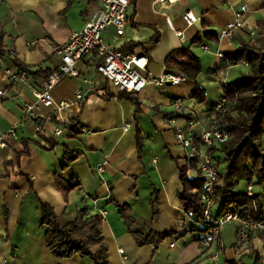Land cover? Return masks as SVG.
Masks as SVG:
<instances>
[{"label":"crops","instance_id":"crops-1","mask_svg":"<svg viewBox=\"0 0 264 264\" xmlns=\"http://www.w3.org/2000/svg\"><path fill=\"white\" fill-rule=\"evenodd\" d=\"M100 4L101 0H0L4 50H11L14 60L30 71L56 70L60 59L55 48L65 43L71 32L80 30ZM242 4L248 7L244 27L231 39L218 41L219 29L232 20L233 10ZM186 10L199 17L190 27H185L183 20ZM127 14L121 36L111 28L103 33L111 48L126 47L125 52L145 54L147 70L158 76L166 70V57L181 45L187 46L201 66L198 83L205 92L209 88L212 96L196 103L191 98L193 83L186 78L176 85L147 84L132 96L135 103L117 96L94 70L93 55L79 60L75 66L78 75L64 76L52 90L57 101L74 100L78 90L83 92L84 100L74 102L63 113V120L76 119V132L62 126V132L54 136L59 120L44 108L38 126L26 121L16 138H7L6 146L0 148V264H93L87 256L74 253L57 257L47 248L45 227L39 225V201L51 204L63 223L81 208L87 209L88 216L105 210L100 233L106 246V264H210L208 251L202 252L195 240L200 226L185 213L179 200L184 149L164 117L171 110L172 99L180 97L192 110L178 118V123L185 125L191 119L195 134L204 128L210 108L222 96L224 64L201 46L207 44L227 55L236 52L242 43L251 41L249 30L257 34V22L264 20V0H178L171 5L134 0ZM175 30H183L181 39ZM207 31L210 33L205 35ZM4 62L16 66L7 55ZM243 69L247 70L230 71L229 75H236L232 81L246 73ZM43 79L30 74L28 84L12 85L0 96V131H7L21 118L22 102L33 100L31 86H40ZM5 87L0 72V89ZM107 93L110 97H104ZM66 148L80 150L69 163L63 157ZM187 173L195 176L189 170ZM56 177L73 186L67 196L56 185ZM118 205H128L130 227ZM132 231L144 237L173 233L154 245L152 241L139 244ZM233 245H224V258L240 262L245 255H237ZM119 249H123L122 254Z\"/></svg>","mask_w":264,"mask_h":264},{"label":"built area","instance_id":"built-area-1","mask_svg":"<svg viewBox=\"0 0 264 264\" xmlns=\"http://www.w3.org/2000/svg\"><path fill=\"white\" fill-rule=\"evenodd\" d=\"M134 0H101L98 10L85 22L80 30L70 33L67 41L54 50L55 55L60 59L56 70L49 72L42 80L40 86H31L32 101L22 102V116L7 131H0V148L6 146L7 138H16L18 129L26 122L32 121L39 125L44 118L42 110L50 109L51 113L59 120L53 129V135L58 136L62 132L61 123H68L63 120V113L74 102L80 103L84 100L83 92L78 90L74 100H55L52 94L54 86L66 75L77 76L76 63L93 55V68L101 75L111 88L116 92L138 94L147 84L154 86L176 85L186 80L182 72L164 70L162 74L155 76L147 70L148 58L145 54H134L119 49L111 48L103 39V33L111 28L116 36L124 33L128 14L127 10ZM178 0H155V2H167L169 5ZM248 12L246 4L233 10V18L217 33L218 41L231 39L237 30L244 27V15ZM185 27L192 26L199 20V17L192 11L186 10L183 14ZM180 39L183 37V30H175ZM251 40L256 37V31H248ZM204 52L213 53L223 61L222 83H227V78L233 68H248L246 60L234 61L222 50H212L207 44L201 46ZM4 54L10 59H15L11 50H4L0 55V72L6 83L4 89H0V96L6 94L8 87L16 84H28L30 73L28 70L17 66L6 65ZM92 86V84H91ZM227 99L221 96L209 110L207 122L204 128L197 134L192 129L193 122L189 118L185 125L178 123V118L190 114L192 107L186 105L182 98L175 97L171 101V110L165 114L164 121L172 129L176 142L184 149V166L189 171L203 179V185L199 192V199L202 205L201 223L207 228L206 237L200 242L202 252L208 251L207 257L210 264H235L237 259L228 260L224 258V243L221 237V230L226 224H234L235 241L234 250L236 254H257L261 264H264V204L263 215L258 219L250 216L241 217L236 210H227L219 215L213 213L215 207V183L219 165L215 158L208 152V148L214 143H222L228 139V132L225 129L224 114L226 112ZM129 124L124 126L127 130ZM155 162V160H153ZM97 170L102 171V164ZM254 188L247 185L244 192L251 196ZM95 203V202H94ZM101 219L105 217L106 211L99 210ZM173 245V244H171ZM123 253V249L118 250ZM125 260V256H123Z\"/></svg>","mask_w":264,"mask_h":264},{"label":"trees","instance_id":"trees-1","mask_svg":"<svg viewBox=\"0 0 264 264\" xmlns=\"http://www.w3.org/2000/svg\"><path fill=\"white\" fill-rule=\"evenodd\" d=\"M257 34L254 40L241 44L239 49L227 55L234 61L246 60L248 68L246 73L236 81L226 84L221 82L222 96L227 99L226 112L224 114L225 129L228 139L222 143H214L208 152L215 158L219 169L215 183V207L213 213L219 215L227 210H236L241 217L250 216L258 219L263 215L262 207L264 200V148L262 137L264 135V20L257 22ZM210 32H206L208 35ZM4 31L0 27V55L4 53L3 40ZM196 41V39L194 40ZM123 47L122 51H125ZM5 55V54H4ZM14 64L21 69L28 70L26 66L13 59ZM165 68L168 71L182 72L193 83L192 97L196 103H203L206 99L205 89L198 83V75L201 66L197 57L189 47L181 45L173 50L165 59ZM29 73L33 77H45L49 71L34 70ZM134 94L120 91L119 97H127L137 103ZM104 97H110L105 94ZM76 119L72 118L68 123H61L64 128L75 130ZM138 146H140V135L137 134ZM50 144H55L50 140ZM80 150L65 149L63 157L66 162H72L79 155ZM185 166L179 168V179L182 191L179 200L186 214L190 215L200 228L196 241L201 242L206 237L208 228L201 223L202 205L199 192L203 185V179L196 175H188ZM56 185L64 195L73 186L64 184L56 177ZM257 186L260 192L253 191L251 196L244 192L247 185ZM40 218L39 225L45 227V243L47 248L57 257H68L74 253L89 257L93 264H106V246L102 241L100 233L101 218L98 214L87 215V209L81 208L76 212L73 219L61 222L53 207L48 202L39 201ZM119 213L128 227L132 218L128 214V205H118ZM139 244L152 241L154 245L162 238L173 232L162 235L151 234L144 237L132 231ZM245 255V254H244ZM251 264H261L257 254H249ZM235 264H243L241 261ZM186 264H194L188 262Z\"/></svg>","mask_w":264,"mask_h":264},{"label":"rangeland","instance_id":"rangeland-1","mask_svg":"<svg viewBox=\"0 0 264 264\" xmlns=\"http://www.w3.org/2000/svg\"><path fill=\"white\" fill-rule=\"evenodd\" d=\"M244 71H245V69H243ZM246 72V71H245ZM234 75L235 74H233V73H231L229 76H228V78H227V83H229V81H232L233 80V78H234ZM236 76V75H235ZM207 96H209L210 94H209V88H207ZM206 96V97H207ZM210 96H212V95H210ZM262 146H263V148H264V135H263V137H262ZM193 171H190V174L191 175H193ZM254 191H257V192H260V188H258L257 186H255V188H254ZM261 197V200H264V193L260 196ZM197 225H199L198 223H197ZM221 237H222V241H223V243H224V245H226V246H231L232 245V243L235 241V231H234V224H226L223 228H222V230H221ZM247 255H249V254H247ZM250 256H243L242 258H241V263H243V264H251V259L249 258ZM223 262H222V260L220 261V264H222Z\"/></svg>","mask_w":264,"mask_h":264}]
</instances>
